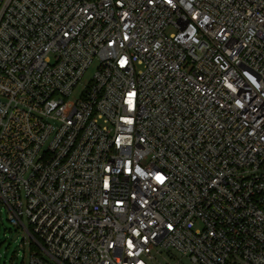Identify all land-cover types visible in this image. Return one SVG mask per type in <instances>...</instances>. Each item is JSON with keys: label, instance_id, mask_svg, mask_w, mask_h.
Returning a JSON list of instances; mask_svg holds the SVG:
<instances>
[{"label": "built area", "instance_id": "1", "mask_svg": "<svg viewBox=\"0 0 264 264\" xmlns=\"http://www.w3.org/2000/svg\"><path fill=\"white\" fill-rule=\"evenodd\" d=\"M0 204L29 264H264V0H0Z\"/></svg>", "mask_w": 264, "mask_h": 264}, {"label": "rangeland", "instance_id": "2", "mask_svg": "<svg viewBox=\"0 0 264 264\" xmlns=\"http://www.w3.org/2000/svg\"><path fill=\"white\" fill-rule=\"evenodd\" d=\"M95 69L96 66L86 72L81 85L73 94L75 98L84 91L85 85L92 79ZM25 223H27L26 220ZM25 236L23 229H17L11 224L6 215V207L0 204V264H29L30 254L34 248L30 247ZM182 264L190 263L183 260Z\"/></svg>", "mask_w": 264, "mask_h": 264}, {"label": "snow or ice", "instance_id": "3", "mask_svg": "<svg viewBox=\"0 0 264 264\" xmlns=\"http://www.w3.org/2000/svg\"><path fill=\"white\" fill-rule=\"evenodd\" d=\"M159 179V178H158Z\"/></svg>", "mask_w": 264, "mask_h": 264}, {"label": "trees", "instance_id": "4", "mask_svg": "<svg viewBox=\"0 0 264 264\" xmlns=\"http://www.w3.org/2000/svg\"><path fill=\"white\" fill-rule=\"evenodd\" d=\"M33 248V247H32Z\"/></svg>", "mask_w": 264, "mask_h": 264}]
</instances>
